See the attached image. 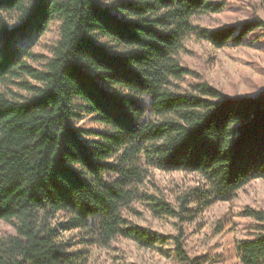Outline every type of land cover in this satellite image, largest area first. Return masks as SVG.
<instances>
[{
	"label": "trees",
	"instance_id": "1",
	"mask_svg": "<svg viewBox=\"0 0 264 264\" xmlns=\"http://www.w3.org/2000/svg\"><path fill=\"white\" fill-rule=\"evenodd\" d=\"M224 9L212 0H0V222L15 231L0 236V264H86L60 242L70 232L91 247L121 237L154 248L159 237L123 216L148 167L204 178L176 204L148 198L155 218L181 223L191 219L190 205L204 212L264 180V91L229 97L205 82L182 88L189 77L200 80L182 65L189 39L223 49L264 31L258 18L216 30L193 23ZM55 20L51 57L28 53ZM76 99L110 132L75 128ZM242 216L257 226L237 244L238 261L264 264V211ZM174 247L182 264H208L188 256L182 233Z\"/></svg>",
	"mask_w": 264,
	"mask_h": 264
},
{
	"label": "rangeland",
	"instance_id": "2",
	"mask_svg": "<svg viewBox=\"0 0 264 264\" xmlns=\"http://www.w3.org/2000/svg\"><path fill=\"white\" fill-rule=\"evenodd\" d=\"M212 1L223 2L224 11L195 19V26L216 30L240 26L256 18L264 21V0ZM9 26L13 28L15 23L9 21ZM59 28L60 22L53 21L42 37L27 45V52L51 57V49L59 40ZM246 42L247 45L240 47L216 49L207 42L189 39L185 45L186 52L181 55L182 65L195 72L200 80L187 78L182 83L183 90H190L192 85L205 82L229 97H255L264 91V31L250 35ZM27 61L35 68H42V61ZM11 92L24 95L17 87H12ZM141 100L148 108L150 100ZM85 108L80 100H75V128L95 133L110 132L105 126L92 122ZM146 118L154 119L150 114ZM87 138L94 142L101 141L94 135ZM148 170L149 176L140 189L139 198L123 211V216L130 225L155 233L160 239L155 247L146 248L121 237L108 248L91 247L83 243L78 232H70L62 234L60 240L70 245L67 252L80 253L86 264H182L176 257L174 247V238L182 233L186 252L191 259L206 260L208 264H240L237 244L251 239L257 226L254 220L243 217L242 213L249 209L264 211V180L251 182L232 202L216 203L204 212L196 213V205H190L191 219L181 223L169 217L155 218L148 208V198L156 197L176 204L178 197L188 190L203 188L206 185L204 178L184 172L167 173L152 167H148ZM64 219L63 214L56 217L57 221ZM14 234L11 225L0 222V236Z\"/></svg>",
	"mask_w": 264,
	"mask_h": 264
}]
</instances>
